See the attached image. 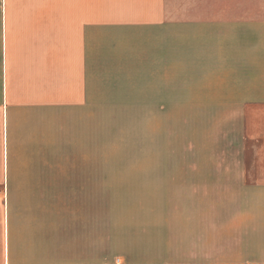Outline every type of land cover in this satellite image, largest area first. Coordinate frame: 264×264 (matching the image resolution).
Here are the masks:
<instances>
[{
    "label": "rangeland",
    "instance_id": "1",
    "mask_svg": "<svg viewBox=\"0 0 264 264\" xmlns=\"http://www.w3.org/2000/svg\"><path fill=\"white\" fill-rule=\"evenodd\" d=\"M175 8L184 18L165 26L94 20L91 105L63 108L5 97L2 14L25 4L0 0V243L6 227L87 213L41 205L89 204L106 230L96 236L123 220L121 233L145 249L169 235L186 240L171 245L231 259L225 97L233 58L243 63L250 43H264V0H168Z\"/></svg>",
    "mask_w": 264,
    "mask_h": 264
},
{
    "label": "crops",
    "instance_id": "2",
    "mask_svg": "<svg viewBox=\"0 0 264 264\" xmlns=\"http://www.w3.org/2000/svg\"><path fill=\"white\" fill-rule=\"evenodd\" d=\"M2 2L25 4V9L2 14L8 35L4 44L5 97L8 101L39 99L42 107H90L94 20H111L123 27L128 21L136 27L165 26L185 14L167 9L168 0ZM249 47L243 63L232 60L231 92L225 97L231 100L233 123L231 259L222 253L213 257L192 247L171 245L186 240L169 235L167 239L163 236V246L157 245L161 236H155L145 249L137 238L125 230L121 233L123 220L111 224L118 228L114 234L96 236L97 231L106 230L94 225L91 205L48 204L39 210L87 213H57L50 221L41 216L40 225L22 232L6 227L0 264H264V43H250Z\"/></svg>",
    "mask_w": 264,
    "mask_h": 264
}]
</instances>
